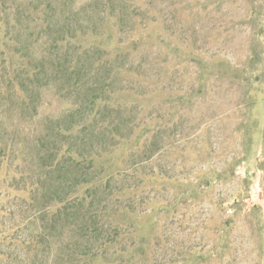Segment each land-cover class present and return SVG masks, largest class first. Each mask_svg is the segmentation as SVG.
<instances>
[{"label": "rangeland", "instance_id": "374dc122", "mask_svg": "<svg viewBox=\"0 0 264 264\" xmlns=\"http://www.w3.org/2000/svg\"><path fill=\"white\" fill-rule=\"evenodd\" d=\"M0 264H264V0H0Z\"/></svg>", "mask_w": 264, "mask_h": 264}, {"label": "trees", "instance_id": "16d2710c", "mask_svg": "<svg viewBox=\"0 0 264 264\" xmlns=\"http://www.w3.org/2000/svg\"><path fill=\"white\" fill-rule=\"evenodd\" d=\"M67 133V132H66ZM66 153H69V154H72L71 153V150L69 151V150H67V152ZM74 153H76V152H74ZM75 156V155H74ZM75 157H77V156H75Z\"/></svg>", "mask_w": 264, "mask_h": 264}]
</instances>
